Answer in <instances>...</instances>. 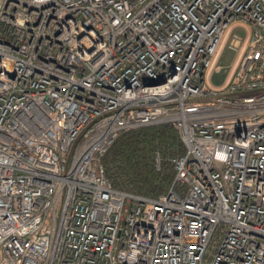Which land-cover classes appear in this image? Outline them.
I'll list each match as a JSON object with an SVG mask.
<instances>
[{"label":"built area","instance_id":"1","mask_svg":"<svg viewBox=\"0 0 264 264\" xmlns=\"http://www.w3.org/2000/svg\"><path fill=\"white\" fill-rule=\"evenodd\" d=\"M162 124L167 191L115 189ZM0 264H264V0H0Z\"/></svg>","mask_w":264,"mask_h":264},{"label":"trees","instance_id":"2","mask_svg":"<svg viewBox=\"0 0 264 264\" xmlns=\"http://www.w3.org/2000/svg\"><path fill=\"white\" fill-rule=\"evenodd\" d=\"M183 153L177 131L170 124H162L121 134L102 163L115 189L156 197L172 183L174 171L170 159Z\"/></svg>","mask_w":264,"mask_h":264},{"label":"rangeland","instance_id":"3","mask_svg":"<svg viewBox=\"0 0 264 264\" xmlns=\"http://www.w3.org/2000/svg\"><path fill=\"white\" fill-rule=\"evenodd\" d=\"M234 57H235V53L233 51L229 49L224 50L218 61V64L222 68L219 71L214 72L209 78V82L212 86L220 87L223 84V82L226 79L229 68L234 60ZM156 166H157V161H156Z\"/></svg>","mask_w":264,"mask_h":264},{"label":"water","instance_id":"4","mask_svg":"<svg viewBox=\"0 0 264 264\" xmlns=\"http://www.w3.org/2000/svg\"><path fill=\"white\" fill-rule=\"evenodd\" d=\"M157 82H159V81H157Z\"/></svg>","mask_w":264,"mask_h":264}]
</instances>
